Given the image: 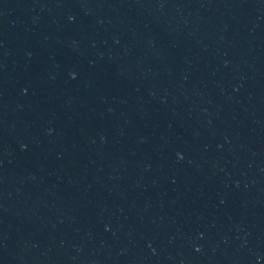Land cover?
Returning <instances> with one entry per match:
<instances>
[{
    "label": "water",
    "instance_id": "water-1",
    "mask_svg": "<svg viewBox=\"0 0 264 264\" xmlns=\"http://www.w3.org/2000/svg\"><path fill=\"white\" fill-rule=\"evenodd\" d=\"M0 264H264V0H0Z\"/></svg>",
    "mask_w": 264,
    "mask_h": 264
}]
</instances>
